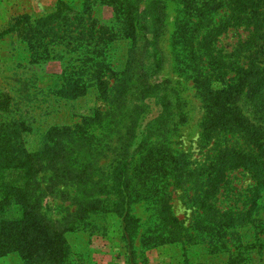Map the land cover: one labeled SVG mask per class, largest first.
Masks as SVG:
<instances>
[{"label": "rangeland", "instance_id": "obj_1", "mask_svg": "<svg viewBox=\"0 0 264 264\" xmlns=\"http://www.w3.org/2000/svg\"><path fill=\"white\" fill-rule=\"evenodd\" d=\"M187 1L0 0V92L19 86L20 74L30 88L43 90L38 128L26 137L31 152H43L41 168L32 175L0 180V229L5 218L18 219L28 212L37 215L35 221L53 226L66 238L70 264H228L227 255L209 251L207 239L192 230V197L197 194L193 179L165 180L158 193L155 181L162 171L158 172L157 162H188L186 168L198 174L223 145L217 138L209 143L204 139V130L220 111L245 126L259 127L264 144V55L256 62L245 59L241 70L229 66L225 75H214L208 89L198 87L197 73L187 71L194 69L178 58L186 56L176 44L185 35L183 24L190 15L184 9ZM228 15L223 7L213 22ZM39 19H51L43 30L49 33L54 26L62 42L55 61L34 63L31 58L24 26ZM150 34H156L151 45L156 48L155 61L145 52ZM249 34L244 27L228 28L215 44L217 55L233 54ZM66 43L77 49L74 54L64 52ZM85 45L91 51L107 46L106 58L97 66V80L73 101L53 99L50 90H58L63 72L81 68L77 59ZM233 76L240 84L227 89L221 78ZM150 84L166 93L168 105L138 146L135 130L141 97L151 92ZM220 103L225 109L221 110ZM53 128L57 138L48 135ZM249 143L248 138L236 135L226 141L236 149ZM252 184L247 172L230 173L221 202L226 206L231 198L239 197L240 203ZM161 199L192 234L190 244L152 247L149 223ZM257 214L264 218V194ZM243 233L242 242L251 248L239 264H264V244L259 245L251 232ZM232 245L239 244L232 241ZM0 264L24 263L11 254L1 257Z\"/></svg>", "mask_w": 264, "mask_h": 264}, {"label": "trees", "instance_id": "obj_2", "mask_svg": "<svg viewBox=\"0 0 264 264\" xmlns=\"http://www.w3.org/2000/svg\"><path fill=\"white\" fill-rule=\"evenodd\" d=\"M199 3L201 5L197 6ZM223 7L229 10L228 17L218 23L213 22L214 15ZM184 9L190 15L183 24L185 35L178 38L176 44H179L186 57L177 56L188 63V68L194 69L193 71L187 69L188 72L197 73L195 81L198 87L205 85L208 89L210 80H215L214 75L216 78L220 73L225 75L229 66L241 70L245 59L256 62L264 55V0L206 2L188 0ZM50 23L51 19L25 23L24 29L29 35L27 42L34 63L58 59L56 48L62 42L54 31V26L49 29V33L43 30V27L49 26ZM233 26L249 30V37L238 45L233 54L222 58L217 55L215 44L218 37ZM155 39L156 34L148 35L149 43L145 48L146 54L151 56L152 61H155L156 56V48L151 46ZM106 48L107 46H103L91 51L89 46L85 45L82 55L77 59L81 68L77 67L76 72L73 69L63 72L62 84L58 90H50L52 98L56 96L70 102L75 100L78 94L83 95L86 85L92 80H97L99 70L97 66L103 64ZM76 50L72 43L65 44L64 52L74 54ZM79 74L81 77L78 78ZM225 78L221 80L228 87L227 89L237 82L240 84L235 76L228 77L227 80ZM25 80L24 75L20 74L16 80L19 86L10 85L0 92V180L2 182L15 175H32L41 168L39 164L43 152L38 149L31 152L32 150L27 148L26 137L34 134L38 128L36 117L40 116L42 106L39 107L38 104L43 103L41 98L43 90L37 87L30 88V84L25 83ZM150 86L151 92L141 97L142 110L135 130L138 135V146L143 144L142 139L149 129L163 117L168 105L165 101L166 93L161 91L159 85L150 84ZM221 91L216 93L221 94L225 89ZM208 92L213 93L212 90ZM168 101L172 103L170 99ZM215 103L219 101L216 100ZM223 104L220 103L221 110L225 109L222 107ZM36 110H39V113H35ZM219 113L214 123L212 122L210 127L204 130V139L207 143L213 138L223 143L217 149L215 156L200 167L198 174H195L196 170L186 168L188 162L179 164L178 161L167 160L166 165L157 162V169L158 172L162 171V177H158V181H155V185L159 186L155 190L160 193L164 181L171 178L193 179L192 186L196 188L197 194L192 197L195 207L192 230L207 239L209 251L227 255L228 264H239L245 261L243 255L251 248L249 243L242 242L243 236L240 235L242 231L243 235L251 232L254 235L253 239L259 245L264 244V218L257 216L264 194V144L260 141L259 127L245 126L244 123L230 118L229 114H223L221 111ZM57 134L55 128L48 132L53 138H57ZM234 135L238 138H248L250 145H246L243 149L227 146L226 141ZM238 170L247 172L253 184L243 201L239 203V197L231 198L225 206L221 202V197L227 178L230 173ZM156 207L149 223L153 233L152 247L190 244L192 234L182 227V222L174 215L166 200L158 201ZM37 217L28 212L18 219H4L0 229V258L15 254L24 264H34L37 261L39 264H70V250L66 238L55 232L53 226L35 221ZM126 217L127 227L130 220L128 215ZM132 234L133 231L128 236L131 237ZM232 241H236L238 247L233 246Z\"/></svg>", "mask_w": 264, "mask_h": 264}]
</instances>
